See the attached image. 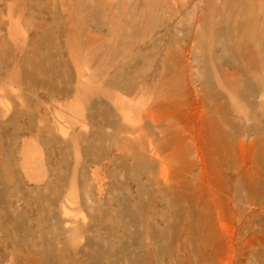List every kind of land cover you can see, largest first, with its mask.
Returning a JSON list of instances; mask_svg holds the SVG:
<instances>
[{"label": "rangeland", "instance_id": "rangeland-1", "mask_svg": "<svg viewBox=\"0 0 264 264\" xmlns=\"http://www.w3.org/2000/svg\"><path fill=\"white\" fill-rule=\"evenodd\" d=\"M263 57L264 0H0V264H264Z\"/></svg>", "mask_w": 264, "mask_h": 264}, {"label": "bare ground", "instance_id": "bare-ground-1", "mask_svg": "<svg viewBox=\"0 0 264 264\" xmlns=\"http://www.w3.org/2000/svg\"><path fill=\"white\" fill-rule=\"evenodd\" d=\"M185 4V3H184ZM183 5V4H182ZM252 34V33H251ZM247 36V35H246ZM252 39V38H251ZM248 47V46H247ZM252 49V48H251ZM247 50V49H246ZM253 53H256V52H253ZM258 53V52H257ZM252 55H254V54H252ZM248 56H250V54L248 55L247 54V57ZM258 56H260V55H258ZM261 57V56H260ZM264 58V57H263ZM245 59V58H244ZM250 59V58H249ZM247 60H248V58H247ZM247 60H245V61H247ZM255 60H257V59H255ZM261 62V61H260ZM259 61H258V63H260ZM251 63V62H250ZM254 63V62H253ZM256 63H257V61H256ZM248 64V63H247ZM253 69V68H252ZM256 71V70H255ZM234 72V71H233ZM264 74V73H263ZM230 76V78L233 76H236L235 74L234 75H229ZM236 79V78H235ZM233 80V79H232ZM126 115V114H125ZM128 116L126 115V118H127ZM185 126V125H184ZM203 129H204V127H202ZM186 129V128H185ZM185 129L184 128H181L180 130H178L177 129V132H178V140H180V147L178 148V153L180 154V153H182L181 154V156L180 157H182V158H184V157H187V156H182L183 155V152H184V155L185 154H187V151H188V142H186V140H187V138H186V133H185ZM200 135H201V133H200ZM208 134H206V136H207ZM188 137V136H187ZM197 137V136H196ZM199 137V136H198ZM202 138V137H201ZM174 140H175V138H174ZM209 140V139H208ZM202 141V140H201ZM205 140L203 139V142H204ZM179 142V141H178ZM209 143V142H208ZM178 145H179V143H178ZM193 145V144H192ZM190 151L191 150H189V154H190ZM198 152V151H197ZM173 154H174V152H173ZM177 154V153H176ZM175 154V155H176ZM179 154H177L178 155V157H179ZM189 154H187V155H189ZM170 157V156H169ZM177 157V156H176ZM195 157V156H194ZM200 157V156H199ZM173 159V158H172ZM197 163V162H196ZM200 180V179H199ZM208 182V181H207ZM203 191V190H202ZM219 202H220V200H219ZM222 207V206H221ZM206 209V208H205ZM218 211V210H217ZM203 220V219H202ZM225 234V233H224ZM228 238V237H227ZM228 243V242H227Z\"/></svg>", "mask_w": 264, "mask_h": 264}]
</instances>
